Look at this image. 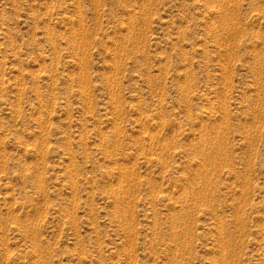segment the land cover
<instances>
[{"label":"rangeland","instance_id":"1","mask_svg":"<svg viewBox=\"0 0 264 264\" xmlns=\"http://www.w3.org/2000/svg\"><path fill=\"white\" fill-rule=\"evenodd\" d=\"M0 264H264V0H0Z\"/></svg>","mask_w":264,"mask_h":264},{"label":"bare ground","instance_id":"2","mask_svg":"<svg viewBox=\"0 0 264 264\" xmlns=\"http://www.w3.org/2000/svg\"><path fill=\"white\" fill-rule=\"evenodd\" d=\"M121 169V168H120ZM203 170V169H202ZM205 170V169H204ZM124 172V171H123ZM126 173V172H125ZM128 173V172H127ZM205 174H207V173H205ZM125 181V180H124ZM196 182V181H195ZM193 183V182H192ZM130 184V183H129ZM128 184V185H129ZM198 184H199V182H198ZM125 186V185H124ZM131 186V185H130ZM133 186V185H132ZM194 188V187H193ZM208 189V188H207ZM123 190V189H122ZM120 191V190H119ZM199 198V197H198ZM130 216H132V215H130ZM176 217V216H175ZM179 218V217H178Z\"/></svg>","mask_w":264,"mask_h":264}]
</instances>
